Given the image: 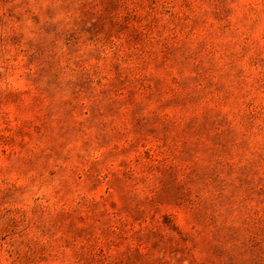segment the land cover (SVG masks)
Returning <instances> with one entry per match:
<instances>
[{"label": "clouds", "instance_id": "9594fccd", "mask_svg": "<svg viewBox=\"0 0 264 264\" xmlns=\"http://www.w3.org/2000/svg\"><path fill=\"white\" fill-rule=\"evenodd\" d=\"M50 3L58 9L51 23H66L79 15L76 9L61 8L60 0H40L33 12L39 14ZM126 8L139 18L131 26L146 33L144 43L130 47L123 36H113L100 61L90 59L87 49L77 57L62 56L63 78L75 80L81 65L98 73L94 80L107 88L114 76L112 64L117 63L136 85L134 102L142 105V114L173 125L166 137L141 139L133 131V109L126 92L114 97L122 107L111 143L91 141V130L81 125L82 116L70 122L71 134L59 135L64 123L55 105L69 101L86 110L88 99L75 100L67 90L51 99L39 93L27 78L35 67L26 66L24 55L26 41L34 39L37 26L26 20L23 28L13 24L3 30L5 36L12 34L11 29L23 31L24 40L0 47V192L13 190L16 197L0 203V236L5 237L0 239V264H118L128 241L106 234L119 233L116 210L107 203L120 205L110 184L112 174L127 171L145 177L144 183L134 182L131 191L140 200H151L156 169L168 164L179 147L183 119L198 117L207 108L219 110L233 128L250 138L247 156L264 146V0H157L152 7L147 2L141 5V0H126ZM199 40H206L208 47L193 55ZM178 41L189 46L184 61L188 67L171 62L158 67L156 54ZM202 61L211 68L206 77L191 71ZM155 78L167 85L159 98L149 87ZM189 78L196 82L183 94L198 93L199 103L185 108L168 104L180 92L177 83ZM217 85L223 86L220 91ZM247 115L253 119L246 129L242 118ZM110 152L113 158H108ZM144 152L151 160L144 159ZM256 179L264 180V170ZM249 207L260 209L254 203ZM199 259L193 251L182 264Z\"/></svg>", "mask_w": 264, "mask_h": 264}, {"label": "rangeland", "instance_id": "374dc122", "mask_svg": "<svg viewBox=\"0 0 264 264\" xmlns=\"http://www.w3.org/2000/svg\"><path fill=\"white\" fill-rule=\"evenodd\" d=\"M144 2L152 7L157 0H141V5ZM39 3L40 0H0V47L19 45L24 40L23 31L11 29L12 34L5 36L3 30L13 24L23 28L26 20H30L37 26L34 39L27 40L24 49L26 66L35 67V72L27 77L31 84L49 99L66 90L75 100L88 99L86 110L85 106L69 101L55 105L64 123L59 135L71 134L70 122L82 116L81 125L91 130V141L111 143L122 107V102L114 97L126 92L133 109V131L141 139L149 135L166 137L173 125L142 114V105L134 102L136 85L120 72L117 63L112 64L114 76L107 88L101 86L99 79L94 80L98 73H90L81 65L75 80L63 78L62 56L77 57L81 49H87L90 59L100 61L113 36H123L130 47L144 43L146 33L131 26L140 20L127 10L126 0H60L61 8L79 12L66 23L50 22L58 11L51 3L39 14L33 12V6ZM42 16L47 19L42 20ZM145 27L151 31L150 25ZM207 47L206 40L195 42L193 55L203 53ZM188 51L185 41L165 45L156 54L158 67L171 62L187 68L184 61L188 59ZM191 71L206 77L211 68H205L202 61ZM195 82V78L180 80L177 83L180 92L173 94L168 104L185 108L199 103L198 93L183 94ZM208 86H212L211 80ZM149 87L157 98L167 90L165 82L158 78ZM222 87L217 85L216 90ZM252 119L251 115L242 118L246 129ZM179 137V147L170 162L156 169L155 194L151 200H140L131 191L133 183H144L145 177L127 171L112 174L110 184L120 205L117 208L111 200L107 203L116 210L119 233L106 234L116 235L121 242L128 241L118 264H182L193 251L200 259L191 264H264V180L256 179L264 170V146L247 156L250 138L233 128L226 115L214 108L205 109L198 117L183 119ZM113 156L108 153V158ZM143 157L151 160L148 152ZM122 166L127 168L125 162ZM92 179L95 184L100 183L95 177ZM15 198L13 190L0 192V203ZM253 203L260 206L259 211L249 207ZM9 226L14 228L15 223L9 221Z\"/></svg>", "mask_w": 264, "mask_h": 264}]
</instances>
